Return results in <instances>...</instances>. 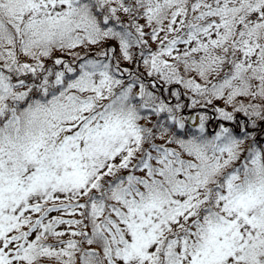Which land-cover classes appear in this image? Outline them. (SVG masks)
Masks as SVG:
<instances>
[{
	"label": "snow or ice",
	"instance_id": "6c2138e0",
	"mask_svg": "<svg viewBox=\"0 0 264 264\" xmlns=\"http://www.w3.org/2000/svg\"><path fill=\"white\" fill-rule=\"evenodd\" d=\"M0 264H264V0H0Z\"/></svg>",
	"mask_w": 264,
	"mask_h": 264
}]
</instances>
